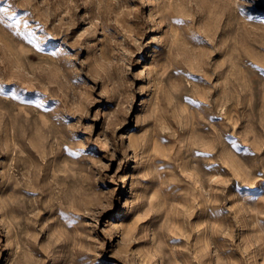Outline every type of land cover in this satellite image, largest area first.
I'll return each instance as SVG.
<instances>
[{
    "label": "rangeland",
    "instance_id": "rangeland-1",
    "mask_svg": "<svg viewBox=\"0 0 264 264\" xmlns=\"http://www.w3.org/2000/svg\"><path fill=\"white\" fill-rule=\"evenodd\" d=\"M0 264H264V0H0Z\"/></svg>",
    "mask_w": 264,
    "mask_h": 264
}]
</instances>
